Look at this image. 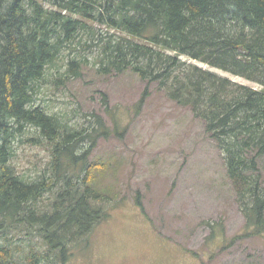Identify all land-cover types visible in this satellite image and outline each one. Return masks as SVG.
I'll return each mask as SVG.
<instances>
[{
	"label": "trees",
	"instance_id": "trees-1",
	"mask_svg": "<svg viewBox=\"0 0 264 264\" xmlns=\"http://www.w3.org/2000/svg\"><path fill=\"white\" fill-rule=\"evenodd\" d=\"M90 57L100 73L155 84L203 122L245 226L264 234V0H0V264H66L109 217L89 184L87 151H76L81 133L34 105L51 67L62 63L53 76L70 79ZM28 127L51 146L49 175L35 180L11 163L12 141Z\"/></svg>",
	"mask_w": 264,
	"mask_h": 264
},
{
	"label": "rangeland",
	"instance_id": "rangeland-1",
	"mask_svg": "<svg viewBox=\"0 0 264 264\" xmlns=\"http://www.w3.org/2000/svg\"><path fill=\"white\" fill-rule=\"evenodd\" d=\"M88 59L70 79L53 76L64 73L62 63L51 67L34 103L81 133L76 151H87L89 184L109 214L66 264H264V234L245 226L223 155L203 122L155 84L147 87L129 71L100 73ZM11 146L17 173L30 180L49 175L51 146L35 129L24 128ZM259 167L264 184V158Z\"/></svg>",
	"mask_w": 264,
	"mask_h": 264
}]
</instances>
